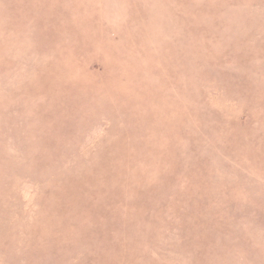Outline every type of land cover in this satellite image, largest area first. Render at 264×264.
<instances>
[{
	"label": "rangeland",
	"instance_id": "1",
	"mask_svg": "<svg viewBox=\"0 0 264 264\" xmlns=\"http://www.w3.org/2000/svg\"><path fill=\"white\" fill-rule=\"evenodd\" d=\"M0 264H264V0H0Z\"/></svg>",
	"mask_w": 264,
	"mask_h": 264
}]
</instances>
